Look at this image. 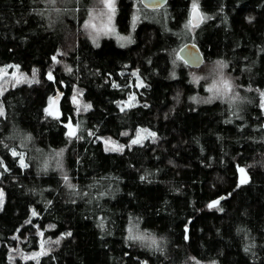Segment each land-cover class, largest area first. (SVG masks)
I'll use <instances>...</instances> for the list:
<instances>
[{
    "label": "trees",
    "instance_id": "obj_1",
    "mask_svg": "<svg viewBox=\"0 0 264 264\" xmlns=\"http://www.w3.org/2000/svg\"><path fill=\"white\" fill-rule=\"evenodd\" d=\"M196 2L206 18L192 29L193 0L158 10L117 0L130 41L95 46L81 30L86 0L67 14L57 0H0V68L36 70L29 83L7 79L0 97V264H264V0ZM187 42L201 68L227 64L241 102H192L202 89L176 57ZM78 91L87 111L73 103ZM137 129L155 138L127 146ZM133 225L157 246L129 240Z\"/></svg>",
    "mask_w": 264,
    "mask_h": 264
},
{
    "label": "rangeland",
    "instance_id": "obj_2",
    "mask_svg": "<svg viewBox=\"0 0 264 264\" xmlns=\"http://www.w3.org/2000/svg\"><path fill=\"white\" fill-rule=\"evenodd\" d=\"M56 1V0H54ZM88 4L86 7H83L84 11V21L81 25V30L83 32V35H85L92 44L95 46L99 45L100 41L104 38H109L113 39L116 43L121 44V45H126L129 43V37L130 34L128 35H121L118 33L117 27H116V12H117V0H114V6H115V12L111 13L109 9L105 6L103 3V0H86ZM57 3L59 5H63L65 7L64 10L65 14L69 13L70 7L73 5H78V6H83L84 0H57ZM192 10V6L190 8ZM62 14H64L62 12ZM88 24L89 27L86 28L85 25ZM95 27H92V26ZM110 29V31H109ZM131 30L129 31V33ZM191 32L193 30L191 29ZM97 33H99L97 35ZM96 37L95 43L93 42V37ZM121 37H124L125 39H121ZM120 45V46H121ZM177 57V54H176ZM178 58V57H177ZM178 60H180L178 58ZM223 74L225 78L229 79L233 85L231 93H229V98H216L213 99V101H221L224 103H227L228 105H234L237 104L239 101L241 102L242 98L241 95L234 83V80L226 73V71L223 69ZM136 81H135V87L140 88L142 87V83L139 81L138 76L136 72L133 73ZM189 75L191 77V82L195 86V88L202 89L201 93L202 94H197L194 99H192L193 103H204L205 100H207L210 96H212V93L208 92L207 89L211 86L212 82L216 79H219V70L217 65H211V66H203L199 70H190ZM23 76L26 77V80H20L19 78ZM8 79V82H11L9 85H19L21 83H29L33 81V77L27 74H23L18 71V68L15 66H6L0 68V97L2 95V91L4 89V84L5 81ZM10 79V80H9ZM19 81V82H18ZM8 85V84H7ZM5 85V86H7ZM264 93V89L258 93V101H259V107L263 110L264 109V96L261 94ZM80 92L78 91L77 93H74L72 96L73 103L76 104L77 110H84L85 104L81 101L80 97ZM75 97V99H74ZM132 97L135 98L134 95H128V98L124 100L123 102L119 103V108L120 110L123 108V110H126L133 106L136 102L134 99H131ZM52 102V99H51ZM50 102V104H51ZM1 107V106H0ZM54 113V109H50ZM122 110V111H123ZM264 111V110H263ZM264 113V112H263ZM1 116V115H0ZM142 130H147V129H137L135 134L133 135L132 138L129 139L127 142V146H132V145H137V144H142L146 140H152L153 138L151 136H148L145 132ZM147 132H150L147 130ZM140 134L142 139L140 140L139 143L132 144V140L137 138V134ZM101 141L103 142L104 146L107 148H110L111 150L115 151H121L123 148L126 147V144L119 143L115 140L112 139H106V138H101ZM106 141H110V144H107ZM1 203V202H0ZM42 245V244H41ZM44 252V249L41 248L39 252L36 254H31L30 256L23 255V253L20 252L19 249L13 250L11 253V258L12 259H18V258H27V259H36L39 257L42 253Z\"/></svg>",
    "mask_w": 264,
    "mask_h": 264
},
{
    "label": "snow or ice",
    "instance_id": "obj_3",
    "mask_svg": "<svg viewBox=\"0 0 264 264\" xmlns=\"http://www.w3.org/2000/svg\"><path fill=\"white\" fill-rule=\"evenodd\" d=\"M50 2H54V0H50ZM103 3L105 4V6L109 9V11L111 13H114L115 12V6H114V0H103ZM206 17H203L199 11H198V4L196 2V0H193V3H192V19L189 20V24L188 25H185L186 28H190V26H193V22L195 21L197 24L202 21L203 19H205ZM86 28L89 27L88 24L85 25ZM92 27H95L94 25ZM110 31V29H109ZM99 33H97L98 35ZM121 39H125L124 37H121ZM129 41H130V38H128ZM95 40H96V37L94 36L93 37V42L95 43ZM98 46V45H97ZM59 55V53H58ZM52 60L54 62H58L57 59H56V56H53L52 57ZM217 66H218V70H219V79H216L212 82L211 86L207 89L208 92L212 93V96H210L207 100H205L204 102L205 103H209L211 102L213 99H216V98H220V97H223V98H229V93H231L232 91V83L229 79L225 78L224 74H223V69L227 67V64H225L223 61H217ZM69 72L71 71L70 68L67 69ZM36 75V70H33V78L35 77ZM20 80H26V77H23L21 76L19 78ZM48 79L49 80H53L54 77L52 76V73L49 72L48 73ZM19 82V81H18ZM262 96H264V93L261 94ZM75 99V97H74ZM131 99H134V97H132ZM91 105H86L84 110L87 111L88 108H90ZM123 110V108L121 109ZM45 112L48 114V115H52V112H50L48 109H45ZM3 114V110L0 109V115ZM66 127H69L70 128V131L68 133V135H74L75 133V129H71V125H66ZM143 132H145L148 136H151L153 139L155 138V133L154 132H147V130H142ZM142 139L141 135L138 133L137 134V138L132 140V144H136V143H139L140 140ZM107 144H110L111 142L110 141H106ZM12 155L13 156H16L17 155V152L15 150L12 151ZM63 153L62 151L61 152H57L55 153V156L56 157H62ZM20 164L22 167H26V165L24 164V159H23V156L21 155V158H20ZM47 164H45V168H47ZM239 171L241 172V174H244V169L243 168H240ZM141 179H145V177H141ZM65 181L67 182V177L65 176ZM245 180L242 179L241 180V183H244ZM68 187L69 188H72L73 186L71 184H68ZM2 197H3V193L0 192V202H2ZM220 201L219 200H216V201H213L212 203H210L208 205L209 208H213V207H216L217 205H219ZM33 215H36L35 212H33ZM67 235H71V233H68ZM128 239L129 240H139V241H149L150 244L152 246H157V240L152 237L150 234H142V233H139L138 230H136V226L133 225L130 229H129V236H128Z\"/></svg>",
    "mask_w": 264,
    "mask_h": 264
},
{
    "label": "water",
    "instance_id": "obj_4",
    "mask_svg": "<svg viewBox=\"0 0 264 264\" xmlns=\"http://www.w3.org/2000/svg\"><path fill=\"white\" fill-rule=\"evenodd\" d=\"M140 5L147 10H158L167 5L168 0H138ZM201 14L200 10L198 9ZM202 15V14H201ZM192 19V10L189 11V20ZM203 20L198 24L194 21L193 26H190L192 29H196L202 24ZM177 57L180 61L189 69H199L204 63V56L197 44L192 42H187L183 44L177 50ZM63 98V93L56 91L55 95L52 97V102L49 105L50 109H54V114L58 113L60 100ZM241 168V167H240ZM237 169L239 182L241 183L242 179L247 177V174L244 170V174H241L239 169Z\"/></svg>",
    "mask_w": 264,
    "mask_h": 264
},
{
    "label": "flooded vegetation",
    "instance_id": "obj_5",
    "mask_svg": "<svg viewBox=\"0 0 264 264\" xmlns=\"http://www.w3.org/2000/svg\"><path fill=\"white\" fill-rule=\"evenodd\" d=\"M136 2L139 3L138 0H136ZM139 4H140V3H139Z\"/></svg>",
    "mask_w": 264,
    "mask_h": 264
}]
</instances>
